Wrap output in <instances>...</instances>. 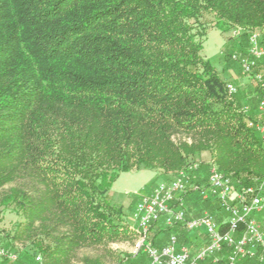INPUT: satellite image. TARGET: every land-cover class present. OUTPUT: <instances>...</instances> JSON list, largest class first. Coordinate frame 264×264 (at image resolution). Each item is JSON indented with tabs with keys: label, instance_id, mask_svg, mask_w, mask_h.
Here are the masks:
<instances>
[{
	"label": "trees",
	"instance_id": "16d2710c",
	"mask_svg": "<svg viewBox=\"0 0 264 264\" xmlns=\"http://www.w3.org/2000/svg\"><path fill=\"white\" fill-rule=\"evenodd\" d=\"M209 27L229 40L235 28L246 41L256 30L264 42V0H0V216H17L0 244L31 243L25 251L36 248L42 262L30 264H72L82 249L129 236V213L109 198L127 170L172 180L206 154L236 187L264 181V142L251 125L258 104L244 112L240 90L228 94L236 81L203 54ZM230 44L224 57L233 60L235 47L247 54L242 42ZM202 170L191 184H205ZM198 197L193 188L184 194L185 203ZM204 202L227 231L220 203ZM150 231L162 248L173 234L188 244L198 230L161 221ZM230 251L199 264H228ZM149 261L146 254L139 264Z\"/></svg>",
	"mask_w": 264,
	"mask_h": 264
},
{
	"label": "built area",
	"instance_id": "2783aa9c",
	"mask_svg": "<svg viewBox=\"0 0 264 264\" xmlns=\"http://www.w3.org/2000/svg\"><path fill=\"white\" fill-rule=\"evenodd\" d=\"M231 34L233 38L241 36L242 29L235 28ZM262 37L261 32L249 31L247 54L234 53L232 58L238 62L242 73L254 80L261 90L258 103L260 118L257 121H251V124L262 132L264 139V42ZM227 91L230 96H234L239 88L233 82H228ZM248 109L246 106L242 108V111L247 112ZM199 167V162L192 161L183 169L181 175H176L170 181L160 182L150 192L140 195L133 219L145 233L161 221L166 226L178 224L187 230L203 229L209 238L207 246L196 254H192L188 246H178V237L174 234L171 235L169 243L162 248L154 246L148 240L145 243V251L150 261L146 264H199L208 257H213L214 261L218 262L217 254L224 249V246L231 249L227 257L228 264H244L243 260L254 258H259L263 263L264 255L258 254V247L264 248V230L255 215L264 212V181L257 185L236 187L231 177L211 164L207 184H191L190 174ZM189 188L197 190L204 200L214 199L220 203L227 213V231L220 230L219 222L210 212L205 211L198 217H188L184 194L189 191ZM241 225H244V229L239 236H236ZM40 258L41 255H38L36 261L40 262ZM5 259L16 262L19 255L0 244V264Z\"/></svg>",
	"mask_w": 264,
	"mask_h": 264
},
{
	"label": "rangeland",
	"instance_id": "374dc122",
	"mask_svg": "<svg viewBox=\"0 0 264 264\" xmlns=\"http://www.w3.org/2000/svg\"><path fill=\"white\" fill-rule=\"evenodd\" d=\"M259 32V31H258ZM247 39H243L241 36L238 37H232L231 40H229L228 33H224L221 29L218 27H209L207 30V34L204 40L203 44V54L205 57L211 62V64L216 68V70L220 73V75L223 78L229 79L230 70H233V73L235 75H232L236 77L234 79L236 82H233L240 90L239 95L236 97L239 100L240 105L244 106H255L258 104V96H257V84L252 80L251 78L246 77L241 70V67L239 66L238 62L230 60L229 58L224 57V53L229 51L231 44L230 41L233 42V44L237 43L240 44L243 43V47L248 46ZM235 42V43H234ZM229 47V49H228ZM235 47L233 53H237L238 49ZM240 53V51H239ZM229 77V78H228ZM258 129V128H257ZM259 131V130H257ZM261 131H259L260 133ZM262 136V132L260 133ZM179 138V137H177ZM263 138V137H262ZM264 142V139H263ZM199 162L200 167L203 166L201 174H199V179L204 180L205 184H207L208 176L210 173L211 163H209V157L208 155H202L198 156V158L191 160ZM200 167L198 169H200ZM214 168H217L214 165ZM197 169V170H198ZM218 169V168H217ZM196 170V171H197ZM196 171H192L190 174V178H196L197 173ZM181 172H179L177 175H181ZM159 172H155L150 169H141V170H127L121 172L119 177L113 182L110 190H109V198L111 202L119 207L122 208V210L129 215L127 216V222L129 223V226L134 228L132 233L127 236L120 238L116 242L111 243L109 246L101 247L99 249H82L80 253L78 254L77 258L73 261L72 264H84L83 257L84 256H97L99 257L103 264H123L124 262H127L129 264H139L144 258L146 257V251H145V243L146 241L152 240V234L153 231H148L147 233L142 232V230L139 228L138 223L134 221L131 218L130 210L131 206L135 201L138 202L140 195L148 192V190H153V188L159 184L160 182H164L166 180H170L167 178H164L162 176H159ZM206 178V179H205ZM204 184V185H205ZM149 191V192H150ZM195 203H197L195 206L193 205L194 202L191 204L194 206V208L191 211V208H188V217H198L205 211L211 212V208H207L205 205L206 202L202 198L198 197ZM205 206V207H204ZM217 206V204L214 205ZM226 213V212H225ZM220 214V213H219ZM227 215V213H226ZM221 216V217H220ZM220 223H222L224 220L225 215L223 213L220 214ZM257 221H260L261 225L264 226V213L257 215ZM17 220V216L13 213H8L3 216H0V242L4 244L3 237L5 234L10 233L11 229L14 228L15 223ZM203 230V229H202ZM156 231V230H155ZM170 234V231H168ZM161 232L160 234H162ZM198 234V239L195 243L192 245L185 244L190 248L192 254H196L199 250L206 247L209 238L206 236V234L198 230L196 231ZM178 235V234H177ZM159 243H164L167 241V238H164V235L161 237ZM178 240L181 241L180 236L178 235ZM31 243L26 241H17L15 248H7L10 250H13L18 253L19 255V261L12 262L9 260H2V264H30V262L37 257L38 255H42L39 250L36 248L34 250H31L32 252L25 251L26 249H29L31 247ZM26 252L28 255L26 256ZM218 256V255H217ZM28 257V258H27ZM42 257V256H41ZM125 258V261L122 260ZM212 260V259H210ZM206 261L205 264H211V262ZM119 261L121 263H119ZM33 262V261H32ZM42 262V261H41ZM40 262V263H41ZM215 262V261H214ZM223 264H226L225 262Z\"/></svg>",
	"mask_w": 264,
	"mask_h": 264
},
{
	"label": "crops",
	"instance_id": "0c3cea01",
	"mask_svg": "<svg viewBox=\"0 0 264 264\" xmlns=\"http://www.w3.org/2000/svg\"><path fill=\"white\" fill-rule=\"evenodd\" d=\"M240 66V65H239ZM230 75H229V77L231 78V79H236V77L235 76H233V75H235L234 73H233V70H230ZM232 73H233V75H232ZM228 77V78H229ZM150 191V190H149ZM195 201L196 200H194V199H188L187 201H186V203H187V207L189 208H191V211H192V209L194 208V206L197 204V203H195ZM194 202V206L193 205H191L192 203ZM201 231H203L204 233H205V231L204 230H201ZM206 234V233H205ZM198 234L196 233V231H192V232H189V234H188V244L189 245H192L193 243H195L196 241H197V239H198V236H197Z\"/></svg>",
	"mask_w": 264,
	"mask_h": 264
},
{
	"label": "bare ground",
	"instance_id": "6f19581e",
	"mask_svg": "<svg viewBox=\"0 0 264 264\" xmlns=\"http://www.w3.org/2000/svg\"><path fill=\"white\" fill-rule=\"evenodd\" d=\"M258 32V31H257ZM252 125V124H251ZM253 126V125H252ZM254 127V126H253ZM217 169V168H216ZM42 261V257L40 258V262Z\"/></svg>",
	"mask_w": 264,
	"mask_h": 264
}]
</instances>
